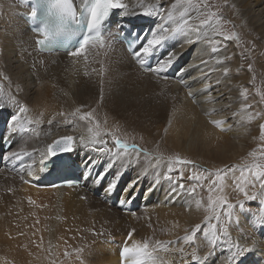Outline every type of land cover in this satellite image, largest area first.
Masks as SVG:
<instances>
[{"label": "bare ground", "instance_id": "6f19581e", "mask_svg": "<svg viewBox=\"0 0 264 264\" xmlns=\"http://www.w3.org/2000/svg\"><path fill=\"white\" fill-rule=\"evenodd\" d=\"M225 1L214 0L213 5L220 7ZM239 1V12L248 19L249 30L264 40V15L260 16L262 10L255 14L264 1ZM124 2L135 14H116L114 28L124 27L123 21H129L142 33L175 26L167 20L175 0ZM140 2L164 9L165 18L143 16L142 10L135 8ZM31 11L20 0H0V124L13 140L8 152H0V264H124L122 247L145 239L171 242L169 251L158 253L164 264H197L190 256L194 248L200 256L207 257L204 264H228L230 244L223 240L208 255L203 232L216 221L212 218L207 189L198 187L196 194L191 195L178 185H192L194 182L188 177L195 168L212 170L216 163L247 162L249 153L258 145L257 119L243 123L237 115L247 103L240 91L251 85L238 41L216 37L221 51L212 53L204 43L179 47L183 37L169 40L157 53L156 62L174 49L179 67L157 75L143 71L112 35L106 36L105 46L97 45L88 53L87 62L68 54L40 53L37 36L29 26L31 21L25 22V15L31 16ZM191 23H199L195 14ZM145 36L150 38V33ZM217 57L229 59L218 64ZM225 67L230 69L227 76L223 72ZM182 69L185 70L181 72ZM13 98L18 103H13ZM21 106L27 111L21 112ZM258 107L255 104L252 111L257 112ZM76 108L82 112L94 109L100 124L107 123L102 132L141 133L147 140L146 147L141 149L168 159L155 165L154 160L146 161L141 155L136 166L121 169L106 154L79 144V137L88 135L84 121H74L75 130L73 125L62 123L59 113H71ZM108 118L112 122H107ZM211 121H223V127L230 130L222 131ZM57 129L77 138L74 151L54 161L60 167L59 176L77 166L80 174L74 179L49 177L51 157L44 153L51 142L48 134ZM104 138L113 147L111 136ZM125 142L134 145L128 139ZM13 153L21 158L13 157ZM177 155L191 159L193 164L185 169L176 165L168 173L169 158ZM121 171L124 175L115 192L105 194L104 188ZM104 173L107 174L103 181L97 182L96 177ZM168 175L171 180L166 178ZM133 181L138 182L130 188ZM226 191L231 203L244 201L245 206L244 211L234 210L232 222L227 225L231 240L251 246L255 238L256 250L246 254L244 264H264V236L252 228L253 215L261 207L259 195L253 202L232 192L233 188ZM110 196L136 209L121 211ZM197 201H202L199 208ZM196 225L201 226V231L196 234L195 244L183 243V237ZM181 248L183 252L179 251ZM78 249L82 251L77 253Z\"/></svg>", "mask_w": 264, "mask_h": 264}, {"label": "snow or ice", "instance_id": "6c2138e0", "mask_svg": "<svg viewBox=\"0 0 264 264\" xmlns=\"http://www.w3.org/2000/svg\"><path fill=\"white\" fill-rule=\"evenodd\" d=\"M33 8L31 11L30 19L34 24H38V33L42 36L37 43L42 48L60 43L64 45H72L69 55L72 57L83 58L85 62L88 60V53L95 49L97 45L105 46L104 30L106 24L110 21L111 16L119 14L122 16L134 15V10H130L128 3L124 0H31ZM218 7V6H217ZM135 8L141 9V13L145 17H159L163 20L165 17L162 12L165 11L152 4H145L143 2L137 3ZM172 10L167 12V20L172 21L175 26H161L154 30L140 47H135V41L129 43L128 48L132 51L133 57L137 60L140 67L146 72H154L157 75L166 73L176 62L178 57L173 49L164 57L157 60L154 65H149V58L156 57L164 47L166 42L173 39H184L178 45L183 47L184 44L204 43L209 45L212 53L221 51L219 44L220 40L216 37H222L225 40H239L238 34L226 33L224 30L225 21L217 11H212L208 0H175L171 6ZM192 14H195V19L199 21L198 24L191 23ZM139 39V37H137ZM75 43L73 44V42ZM225 59L217 57L216 62L223 64ZM206 63V62H203ZM148 65V66H145ZM185 69H182L183 72ZM249 65V71H251ZM230 69L225 67L223 69L224 75L227 76ZM166 78V77H163ZM255 77L253 76V81ZM184 81L182 80L181 83ZM209 85H205L207 89ZM189 95H192L191 91ZM257 95L260 100L264 102V92L257 90ZM240 96L244 101L248 100V89L242 88ZM3 98V85H0V99ZM13 103H18L13 98ZM252 108L250 103H245L241 107L240 115L243 123H251L253 120L259 118L264 113L249 112ZM21 112H26L27 108L20 107ZM63 117L62 123L65 125H73L75 130L74 121H84L87 127V136L79 137V144L86 149H91L106 154L111 163H119L121 169L136 166L143 155L146 161H155V165L164 159L162 155H154L136 145H129L121 138L117 137L114 133H105L101 131L100 121L95 116V110L82 112L81 108H76L71 113H59ZM31 123V122H29ZM52 121H49L51 124ZM216 127L222 131L230 130L223 127V121H211ZM30 130V129H29ZM111 136L113 147L108 146V140L105 136ZM75 137L69 135L61 137L49 144L45 150L44 156L51 157V162L61 154H67L74 151V144L76 143ZM259 139L264 141V124L260 125ZM102 145V147H97ZM13 157L21 158L17 153L12 154ZM252 157L251 163H246L244 166H232L216 169L214 172L208 169L195 168L189 180L194 183L189 187L184 184H179L178 187L181 191H185L191 195L196 194L197 188H206L208 192V202L211 205V212L213 219L216 223H210L208 230L203 232L206 246L209 248L208 255L212 254V250L217 243L223 240L229 243L228 249L230 255L228 256V264H244L246 254L252 253L256 250L257 240L252 239L251 246L247 244H240L238 241L231 240V234L228 229V224L232 222L233 212L236 208L244 211V204L238 202L233 204L228 199L227 188L230 186L228 181L231 180L234 192L242 194L247 200H256L259 195L260 198V211L258 214L253 215L252 228L259 230L261 235L264 236V149H261V155L257 158L255 151L249 153ZM43 159V158H42ZM168 173L174 171L176 165H190L193 161L183 159L180 156L169 158ZM155 165H152L153 167ZM46 167V165H45ZM43 171V169H41ZM239 173V175H237ZM107 173L101 174L96 177V181H103ZM124 172H118L113 177L112 181L104 188L107 195H111L118 187L120 178ZM167 179L171 180L172 176L168 175ZM207 181V183H205ZM138 181H133L131 187H135ZM259 188V194L256 192H249V189ZM31 202V201H30ZM202 201L196 202V207H201ZM223 214V220L222 215ZM223 224L221 228L217 225ZM239 223V220L236 221ZM134 231L129 234L128 239H132ZM187 231V230H186ZM201 231V226L196 225L192 231L183 237L182 242L185 244H195L196 234ZM247 238V237H246ZM162 241H150L145 239L143 241H135L131 245L125 244L120 253L121 259L124 264H164L158 255L159 252L169 251L168 244ZM80 249L77 250L79 253ZM183 252V249H179ZM65 255H70L65 252ZM191 260L196 261L197 264H204L207 257H202L194 248L191 253Z\"/></svg>", "mask_w": 264, "mask_h": 264}, {"label": "rangeland", "instance_id": "374dc122", "mask_svg": "<svg viewBox=\"0 0 264 264\" xmlns=\"http://www.w3.org/2000/svg\"><path fill=\"white\" fill-rule=\"evenodd\" d=\"M208 3H209V6H210L212 11H217L219 13V15L223 17V19L225 21L224 30L226 31V33L227 32L228 33L234 32V33L238 34V36H239V40H236V41H238V47H240L238 51L240 52V50H241L240 55L242 57V60H245L243 62H244V65L246 66L245 68H246L247 72L249 73V78H251V80H250L251 81V85L249 86V89H248V100H247V103H250L252 105V108L249 109V112H252L253 106L256 104L259 107L261 106L260 107L261 109L258 107V111L257 112L260 111L261 113H264V102H262L260 100V97L257 95V93L253 92L254 89H257V90L259 89L261 92H264V63L261 64V62H264V46H262V44L264 45V43H262V41L264 42V40L263 39H259V35L257 34V32L249 30V28L247 26L248 25V19H246L245 16H242L241 12H239V8H238L240 6L239 5V3H240L239 0L238 1L226 0L225 2H223L221 4L220 7H217V6L213 5L214 0H208ZM252 5L254 7L255 3H252ZM262 6H260V8L257 7L258 11H256V13H255L256 15L261 10H262V13L260 12V16L264 15V13H263L264 12V10H263L264 6H263V9H262ZM228 9H229V11H228ZM254 12H255L254 9H252L251 13H254ZM262 21L264 23V20H262ZM262 31H263V33H262ZM262 31H261V34L263 35L264 34V29ZM253 35H255V36H253ZM258 40H261V42H259ZM249 65H251V68H252L251 71H249ZM260 66H262V68ZM253 76L255 77L254 81H253ZM249 91H250V93H249ZM250 99H252V101L254 100L253 103L249 102ZM112 120H113L112 118H108L107 122H112ZM257 121L259 122V128H260V125L264 124V115H261L259 118H257ZM106 126H107V123L105 121V123H103L101 125V131L105 130L104 128H106ZM11 128L12 127L10 126L9 130ZM259 131H260V129H259ZM134 132L129 134V133H126L124 131L122 132V130H118L115 135L117 137L123 139V140H127L128 139L129 142L133 143L134 145L138 146L139 148L146 147L147 140L145 139V137H143V135L141 133H138V132L136 133L135 132V134H134ZM5 136L8 137L9 140H10V137H12L11 135H7V134H5ZM64 136H69V135L65 131H63L61 129H57V130H54V131L50 132L48 134L47 138H48V140L51 141L50 143H53L56 139L64 137ZM259 136H260V134H259ZM258 145L260 146L259 148H258ZM258 145L255 146L254 149H253L257 153V158H259L260 155H261V149H264V141H261L260 139H258ZM164 159H168V157L164 156ZM187 160H191V159H187ZM251 161H252V157H250V155H249L247 162H241L240 164L239 163H233V164L232 163L231 164H227V163L226 164H219V163H216L215 166H214L215 169H212V170H210L209 168H207V169L209 171H213L214 172L216 169H219V168L232 167V166H237V165L238 166H244L246 163H251ZM191 165L192 164H190V165H178V166H181L182 169H185V168H187V167H189ZM237 175H238V173H237ZM229 187L232 188L231 184H230ZM255 190L261 191L259 188L249 189V191H251V192H254ZM232 192H234V191H232ZM99 197H100V195L98 196V198ZM251 201L256 202L254 200H251ZM242 203H244V201ZM32 204L34 206H36V203H32ZM226 244H228V243H226ZM227 252L230 255L229 251H227ZM7 264H11V263L8 262Z\"/></svg>", "mask_w": 264, "mask_h": 264}, {"label": "water", "instance_id": "95a60500", "mask_svg": "<svg viewBox=\"0 0 264 264\" xmlns=\"http://www.w3.org/2000/svg\"><path fill=\"white\" fill-rule=\"evenodd\" d=\"M62 155H64V154H61L60 156H58V157L55 159V161H58ZM51 159H52V158H51Z\"/></svg>", "mask_w": 264, "mask_h": 264}, {"label": "clouds", "instance_id": "9594fccd", "mask_svg": "<svg viewBox=\"0 0 264 264\" xmlns=\"http://www.w3.org/2000/svg\"><path fill=\"white\" fill-rule=\"evenodd\" d=\"M52 160V159H51ZM49 164H50V162H49Z\"/></svg>", "mask_w": 264, "mask_h": 264}]
</instances>
